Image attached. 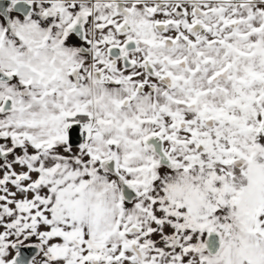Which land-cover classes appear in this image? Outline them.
I'll use <instances>...</instances> for the list:
<instances>
[{"label":"snow or ice","instance_id":"snow-or-ice-1","mask_svg":"<svg viewBox=\"0 0 264 264\" xmlns=\"http://www.w3.org/2000/svg\"><path fill=\"white\" fill-rule=\"evenodd\" d=\"M0 264H264V0H0Z\"/></svg>","mask_w":264,"mask_h":264}]
</instances>
